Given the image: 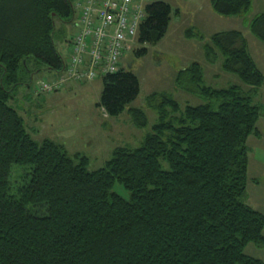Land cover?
<instances>
[{
	"label": "trees",
	"instance_id": "1",
	"mask_svg": "<svg viewBox=\"0 0 264 264\" xmlns=\"http://www.w3.org/2000/svg\"><path fill=\"white\" fill-rule=\"evenodd\" d=\"M210 1L224 17L253 6V0ZM74 2L0 0V264H264L245 253L250 244L264 246V214L242 202L247 144L262 138L264 107L253 96L264 74L243 34L213 36L205 59L211 65L222 59L223 70L253 90L209 87L204 67L193 63L178 73L176 87L205 104L182 110L169 95H152L148 104L159 115L153 132L139 148H119L105 168L90 172L86 157L71 158L49 140L35 142L10 106L36 74L64 70L56 27L75 19ZM146 12L138 42L157 44L169 29L172 6L156 0ZM251 32L264 43V14L253 19ZM103 84L98 107L111 118L140 94L139 79L125 68ZM129 115L136 128L148 127L143 110L131 108ZM14 167L31 170L16 195ZM117 183L129 200L113 192Z\"/></svg>",
	"mask_w": 264,
	"mask_h": 264
},
{
	"label": "rangeland",
	"instance_id": "2",
	"mask_svg": "<svg viewBox=\"0 0 264 264\" xmlns=\"http://www.w3.org/2000/svg\"><path fill=\"white\" fill-rule=\"evenodd\" d=\"M159 1L169 3L173 9L167 34L157 44L142 45L137 41L134 50L128 53L133 57L131 71L140 82L138 98L121 116L111 118L98 107L104 90L103 80L82 84L68 82L57 93L42 94L36 93L38 82L58 79L64 73L39 72L30 88L22 86L10 102V106L23 117L27 132L35 142L42 144L49 140L62 145L71 158L78 154L86 157L89 160L88 170L94 172L105 168L117 149L135 150L153 132L159 115L148 104L152 95H169L182 110L205 104L199 97L176 87L178 73L193 63L204 67V80L209 87L221 90L237 86L247 93L253 90L237 75L226 73L222 68V59L216 64L207 63L205 47L217 34L240 32L248 43L250 55L264 74V43L251 32L253 19L264 14V0H253L249 12L234 17L215 13L210 0ZM189 31L194 33L193 37H187ZM77 32L74 20L57 23L55 42L65 59L69 56L68 43ZM143 49L147 50L146 55L137 57L135 51ZM253 102L264 107V85L253 96ZM131 108L144 111L149 121L147 128L135 127L129 115ZM258 129L263 138L260 140L252 136L247 144L250 152L249 174L242 202L264 214V118L260 120ZM28 173H31L30 168L14 167L10 179L13 195H16V189ZM113 192L130 199V193L119 183L114 186ZM245 253L264 262V246L250 244Z\"/></svg>",
	"mask_w": 264,
	"mask_h": 264
},
{
	"label": "built area",
	"instance_id": "3",
	"mask_svg": "<svg viewBox=\"0 0 264 264\" xmlns=\"http://www.w3.org/2000/svg\"><path fill=\"white\" fill-rule=\"evenodd\" d=\"M156 0H75L78 32L71 39L64 74L39 82L38 93H55L68 82L90 83L120 72L136 44L146 8Z\"/></svg>",
	"mask_w": 264,
	"mask_h": 264
},
{
	"label": "water",
	"instance_id": "4",
	"mask_svg": "<svg viewBox=\"0 0 264 264\" xmlns=\"http://www.w3.org/2000/svg\"><path fill=\"white\" fill-rule=\"evenodd\" d=\"M126 63H127L128 68L131 70L133 68V57L129 56L127 58Z\"/></svg>",
	"mask_w": 264,
	"mask_h": 264
},
{
	"label": "crops",
	"instance_id": "5",
	"mask_svg": "<svg viewBox=\"0 0 264 264\" xmlns=\"http://www.w3.org/2000/svg\"><path fill=\"white\" fill-rule=\"evenodd\" d=\"M262 138H263V135H262ZM262 138H260V140H261Z\"/></svg>",
	"mask_w": 264,
	"mask_h": 264
}]
</instances>
